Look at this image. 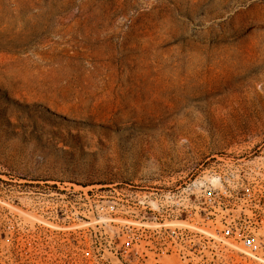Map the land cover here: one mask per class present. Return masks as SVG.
I'll return each mask as SVG.
<instances>
[{
  "label": "rangeland",
  "instance_id": "obj_1",
  "mask_svg": "<svg viewBox=\"0 0 264 264\" xmlns=\"http://www.w3.org/2000/svg\"><path fill=\"white\" fill-rule=\"evenodd\" d=\"M262 34L264 0H0V264H264ZM220 155L259 259L168 235Z\"/></svg>",
  "mask_w": 264,
  "mask_h": 264
},
{
  "label": "built area",
  "instance_id": "obj_2",
  "mask_svg": "<svg viewBox=\"0 0 264 264\" xmlns=\"http://www.w3.org/2000/svg\"><path fill=\"white\" fill-rule=\"evenodd\" d=\"M233 162L229 156L220 155L207 175L197 174L193 181L184 182L182 190H178L176 194L175 204L180 216L186 214L187 219L192 220L199 217L200 221L196 224L199 228L211 222L210 228H214V232L209 233L212 238L225 239L231 243L229 245L239 246L247 255L257 256L262 243L247 213L252 209L245 208L241 202L240 183L229 174L230 170L236 174V171L233 172ZM197 172L198 170L195 174ZM111 211H115V206L111 207ZM206 234L207 230L202 228L195 230V233L178 228L168 232L170 239L176 242L184 238L190 245L199 241L200 250L204 245L199 238ZM131 246L128 241L124 246V253H128Z\"/></svg>",
  "mask_w": 264,
  "mask_h": 264
},
{
  "label": "bare ground",
  "instance_id": "obj_3",
  "mask_svg": "<svg viewBox=\"0 0 264 264\" xmlns=\"http://www.w3.org/2000/svg\"><path fill=\"white\" fill-rule=\"evenodd\" d=\"M257 34H258V33H257ZM254 36H255V35H254ZM258 36L260 37V34H259ZM262 36H264V34H262ZM262 36H261V38H262ZM255 40H256V39H255ZM256 41H257V40H256ZM256 41H255V43H256ZM258 41H259V40H258ZM261 41H262V40H261ZM261 41H259V42L256 44V45H257L256 47L259 49V53H260V56H259V55H258V56H259V57H262L263 60H264V43H262ZM253 48L256 49L255 47H253ZM254 49H252V50L254 51ZM253 51H251V53H252ZM256 52H257V50H256ZM257 54H258V53H257ZM192 55H193V54H192ZM192 55H191V56H192ZM227 55H229V54H227ZM250 55H251V54H250ZM199 56H200V55H199ZM224 56H226V54H224ZM193 57H194V56H193ZM193 57H191V59H193ZM197 57H198V56H195L194 58H196L195 60H197V62H198V58H199V57H198V58H197ZM201 57H202V56H201ZM227 57H228V56H227ZM229 57H230V55H229ZM229 57H228V58H229ZM256 57H257V56H256ZM256 57H255V58H256ZM179 58H180V56H179ZM181 58H182V57H181ZM181 58H180V59H181ZM202 58H203V57H202ZM223 58H224V57H223ZM223 58H221V59H223ZM253 58H254V57H253ZM187 60H188V59H187ZM195 60H194V61H195ZM199 60H200V58H199ZM201 60H204V59H201ZM244 60H245V59H244ZM246 60H247V59H246ZM253 60L256 61L255 59H253ZM257 60H258V58H257ZM260 60H261V59H260ZM263 60H262V61H263ZM159 61H160V60H159ZM177 61H178V60H177ZM191 61H192V60H191ZM194 61H193V62H194ZM205 61H206V60H205ZM205 61H204V62H205ZM217 61H218V60H217ZM221 61H222V60H221ZM221 61H220V62H221ZM226 61H227V60H226ZM230 61H232V60H230ZM247 61H249V60H247ZM247 61H246V65H248ZM157 62H158V61L156 60V63H157ZM163 62H164V61H163ZM166 62H168V61H166ZM187 62H188V61H187ZM189 62H190V61H189ZM215 62H216V61H215ZM232 62H233V61H232ZM235 62H237V61H235ZM156 63H155V64H156ZM160 63H161V62H160ZM169 63H170V62H169ZM172 63H173V62H172ZM185 63H186V62H185ZM190 63H191V62H190ZM195 63H196V61H195ZM201 63H202V62H201ZM218 63H219V61H218ZM242 63H243V61H242ZM249 63H250V62H249ZM175 64H176V63H175ZM182 64H183V63H182ZM197 64H198V63H197ZM205 64H206V63H205ZM215 64H216V63H215ZM252 64H253V63H252ZM256 64H257V63H256ZM162 65H164V64L162 63ZM162 65H161V66H162ZM169 65H170V64H169ZM202 65H203V64H202ZM232 65H233V64H232ZM234 65H235V63H234ZM236 65H237V64H236ZM239 65L242 66L241 63H240ZM244 65H245V64H244ZM156 66H157V65H156ZM161 66H160V68H161ZM165 66H166V64H165ZM174 66H177V65H174ZM183 66H184V65H183ZM189 66H191V65H189ZM189 66H188V67H189ZM200 66H201V65H200ZM250 66H251V65H250ZM250 66H249V67H250ZM168 67H169V66H168ZM179 67H180V66H179ZM194 67H196V66H194ZM194 67H193V68H194ZM198 67H199V66H198ZM201 67H202V66H201ZM243 67H244V66H243ZM162 68H164V67H162ZM175 68H176V67H175ZM202 68H203V67H202ZM232 68H233V67H232ZM236 68H237V67H236ZM236 68H234V69H236ZM239 68H240V67H239ZM241 68H242V67H241ZM245 68H246V67H244V69H245ZM182 69H183V68H182ZM182 69H181V70H182ZM194 69H195V68H194ZM196 69H197V68H196ZM199 69H200V68H199ZM199 69H197V70H199ZM244 69H243V70H244ZM247 69H248V68H247ZM247 69H246V70H247ZM158 70H159V69H158ZM162 70H163V69H162ZM167 70H168V69H167ZM179 70H180V69H179ZM179 70H178V71H179ZM192 70H193V69H191V71H192ZM165 71H166V70H165ZM182 71H183V70H182ZM191 71H190V72H191ZM202 71H203V70H202ZM235 71H236V70H235ZM235 71H234V72H235ZM160 72H162V71L159 70V73H160ZM190 72H189V73H190ZM192 72L194 73V71H192ZM199 72H200V71H199ZM162 73H163V72H162ZM162 73H161V74H162ZM186 73H188V72H186ZM193 73H192V74H193ZM201 73H202V72H201ZM201 73H200V74H201ZM237 73H238V72H237ZM161 74H160V75H161ZM163 74H164V73H163ZM190 74H191V73H190ZM203 74H204V72H203ZM165 75H167V71H166ZM171 75H172V74H171ZM171 75H170V76H171ZM173 75H174V74H173ZM187 75H188V74H187ZM187 75H186V76H187ZM181 76H182V75H181ZM189 76H190V75H189ZM191 76H192V75H191ZM191 76H190V77H191ZM193 76H194V75H193ZM167 77H168V76H167ZM173 77H174V76H173ZM182 77H184V76H182ZM182 77H180V78H182ZM187 77H188V76H187ZM187 77H186V78H187ZM190 77H189V78H190ZM198 77H200V75H198ZM196 78H197V77H196ZM203 78H204V77H203ZM203 78H200V79H203ZM171 79H172V77H171ZM176 79H177V77H176ZM178 79H179V78H178ZM200 79H199V81H200ZM172 80H173V79H172ZM180 80H181V79H180ZM203 80H205V79H203ZM169 81H170V80H169ZM185 81L187 82V80H185ZM185 81H184V82H185ZM188 81H189V80H188ZM191 81L193 82L194 80H191ZM196 81H197V80H196ZM174 82H175V81H174ZM176 82H177V85H178V81H176ZM182 82H183V81H182ZM192 82H191V83H192ZM201 82H202V81H201ZM189 83H190V82H189ZM191 83H190V84H191ZM193 83H194V82H193ZM199 83H200V82H199ZM168 84H169V82H168ZM171 84H172V83H171ZM171 84H170V85H171ZM174 84H175V83H174ZM180 84H181V83H180ZM180 84H179V85H180ZM184 84H185V83H184ZM184 84H183V85H184ZM201 84H202V83H201ZM185 85H186V84H185ZM195 85H196V84H195ZM198 85H199V84H198ZM202 85H204V84H202ZM174 86H175V85H174ZM181 86H182V85H181ZM187 86H188V85H187ZM171 87H172V86H171ZM192 87H193V85H192ZM194 87H195V86H194ZM176 88H177V87H176ZM176 88H175V89H176ZM180 88H183V87H180ZM180 88H179V89H180ZM187 88H188V87H187ZM195 88H197V87H195ZM179 89H177V90H179ZM198 89H199V88H198ZM177 90H176V91H177ZM188 90H189V89H188ZM191 90H192V89H191ZM202 90H203V88H202ZM179 91H180V90H179ZM189 91H190V90H189ZM192 91H193V90H192ZM192 91H191V92H192ZM203 91H204V90H203ZM177 92H178V91H177ZM173 93H174V92H173ZM188 93H189V92H188ZM175 94H176V93H175ZM190 94H192V93H190ZM176 95H178V94H176ZM185 95H186V94H185ZM179 96H180V94H179ZM189 96H190V95H189ZM185 97H186V96H185ZM187 98H188V96H187ZM178 100H179V99H178ZM178 107H179V106H178ZM252 257H254V258H258V257L255 256V255H253ZM258 259H259V258H258Z\"/></svg>",
  "mask_w": 264,
  "mask_h": 264
}]
</instances>
